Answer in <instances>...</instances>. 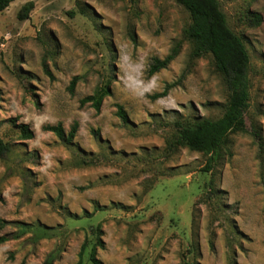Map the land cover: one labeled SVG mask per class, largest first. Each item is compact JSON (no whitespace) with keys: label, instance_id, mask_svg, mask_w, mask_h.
<instances>
[{"label":"rangeland","instance_id":"374dc122","mask_svg":"<svg viewBox=\"0 0 264 264\" xmlns=\"http://www.w3.org/2000/svg\"><path fill=\"white\" fill-rule=\"evenodd\" d=\"M218 2L249 54L250 99L245 131L209 170L206 154L166 148L176 121L217 118L228 95L210 55L190 58L189 15L175 0H13L0 12V234L29 226L0 244V264H75L81 245L90 264L98 238L104 264H264V0ZM100 89L99 110L80 105ZM58 123L65 133L76 123L70 143L43 129ZM210 179L217 197L198 201Z\"/></svg>","mask_w":264,"mask_h":264},{"label":"trees","instance_id":"16d2710c","mask_svg":"<svg viewBox=\"0 0 264 264\" xmlns=\"http://www.w3.org/2000/svg\"><path fill=\"white\" fill-rule=\"evenodd\" d=\"M13 0H0V12L5 9ZM181 5L189 15V23L184 29V36L192 43L190 58L203 55H210L214 67L221 74L228 89L227 99L222 114L217 118H202L194 121H176L174 132L166 139L168 153H173L178 146H186L191 150L200 151L207 155L204 170H209L211 166L221 157V149L226 146L229 135L232 133L245 131V113L249 107L250 80L248 77L249 54L241 35L231 30L221 11L218 0H175ZM33 2L27 1L17 12L18 19L28 18ZM246 19L251 26L260 24L262 16L255 11L247 10ZM179 44L174 45L168 54L163 58L153 57L147 68V75L151 76L158 70L165 68L178 53ZM77 77L70 81L68 89L72 91ZM177 83H166L164 87L150 95L156 99L167 95L168 91ZM108 89L96 91L82 97L80 105L89 103L96 111L99 110L101 100ZM116 114L122 122H127V114L120 104L116 105ZM18 128L21 138L29 139L33 137V131L24 122L16 123L15 119H10ZM46 131L53 132L64 143H70L76 132L74 123L68 133H65L61 124H46L43 126ZM254 136L260 138L257 130H253ZM6 145L0 139V156L5 152ZM87 163L88 161H83ZM217 197L214 182L210 179L207 189L198 197V201L211 202ZM5 223L0 219V226ZM18 229L12 235L0 234V244L16 238L28 225L17 223ZM95 246L102 247L103 243L98 238L95 245L89 250L90 264H104L95 253ZM85 245H81L78 252V260L75 264H81ZM40 264H53V257L45 258ZM186 264V263H183Z\"/></svg>","mask_w":264,"mask_h":264}]
</instances>
